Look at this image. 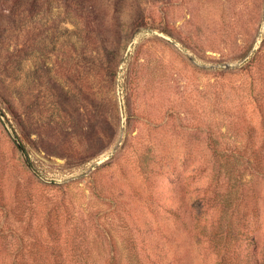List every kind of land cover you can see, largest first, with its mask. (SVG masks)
<instances>
[{"label": "rangeland", "instance_id": "rangeland-1", "mask_svg": "<svg viewBox=\"0 0 264 264\" xmlns=\"http://www.w3.org/2000/svg\"><path fill=\"white\" fill-rule=\"evenodd\" d=\"M0 111V264H264V0H0Z\"/></svg>", "mask_w": 264, "mask_h": 264}, {"label": "water", "instance_id": "water-1", "mask_svg": "<svg viewBox=\"0 0 264 264\" xmlns=\"http://www.w3.org/2000/svg\"><path fill=\"white\" fill-rule=\"evenodd\" d=\"M246 58H247V56H246L244 59H246ZM0 117H1L2 121L4 122L5 126L9 129V131H10V133H11L13 139L16 141L18 147L21 149L22 152H24L22 145L19 143L17 137L13 134V131H12V129L10 128V125H9V123H8V121H7V119H6V117L4 116V114H3L1 111H0Z\"/></svg>", "mask_w": 264, "mask_h": 264}, {"label": "trees", "instance_id": "trees-1", "mask_svg": "<svg viewBox=\"0 0 264 264\" xmlns=\"http://www.w3.org/2000/svg\"><path fill=\"white\" fill-rule=\"evenodd\" d=\"M27 163L30 165V162L29 161H27Z\"/></svg>", "mask_w": 264, "mask_h": 264}]
</instances>
